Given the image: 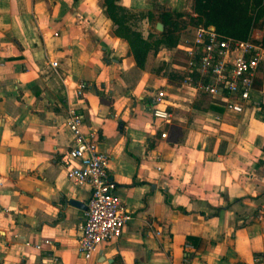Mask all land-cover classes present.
I'll return each mask as SVG.
<instances>
[{"label":"crops","instance_id":"crops-1","mask_svg":"<svg viewBox=\"0 0 264 264\" xmlns=\"http://www.w3.org/2000/svg\"><path fill=\"white\" fill-rule=\"evenodd\" d=\"M114 3L142 14L147 35L148 15L190 12L191 0ZM251 39L262 60L233 114L180 91L164 50L139 69L104 0H0V264H264V25ZM155 89L170 95L169 121L152 119ZM69 108L96 131L131 214L88 260L77 226L89 188L62 164Z\"/></svg>","mask_w":264,"mask_h":264},{"label":"built area","instance_id":"built-area-1","mask_svg":"<svg viewBox=\"0 0 264 264\" xmlns=\"http://www.w3.org/2000/svg\"><path fill=\"white\" fill-rule=\"evenodd\" d=\"M178 47L180 59L172 62V67L181 73L179 90L188 96L204 94L224 111L241 114L251 101L262 60L260 45L251 38L236 39L220 34L212 26L199 25L193 33L183 36ZM51 65L55 67L57 63ZM150 100L152 119L169 121L170 95L155 89ZM66 125L71 134L62 158L67 178L89 188L83 219L77 226V253L88 260L101 244L120 237L131 214L116 193L108 168L110 158L99 149L96 131H84L83 116L72 108L68 109ZM35 247L40 249L41 244Z\"/></svg>","mask_w":264,"mask_h":264},{"label":"trees","instance_id":"trees-1","mask_svg":"<svg viewBox=\"0 0 264 264\" xmlns=\"http://www.w3.org/2000/svg\"><path fill=\"white\" fill-rule=\"evenodd\" d=\"M114 2L104 0L106 13L116 25V34L127 41L129 53L141 70L146 67L149 52L156 54L162 49L177 47L181 42L180 30L188 24L212 26L224 36L242 40L251 38V32L262 29L264 25V0H191L189 13L162 9L154 19L148 15L152 32L143 35L139 28L142 14ZM156 20L163 25L161 32L154 29ZM161 71L168 78L175 74L167 62H161L154 70L156 74Z\"/></svg>","mask_w":264,"mask_h":264},{"label":"rangeland","instance_id":"rangeland-1","mask_svg":"<svg viewBox=\"0 0 264 264\" xmlns=\"http://www.w3.org/2000/svg\"><path fill=\"white\" fill-rule=\"evenodd\" d=\"M187 12L188 11H183V13H187ZM198 26H192L191 24H188L184 29L180 30V35H181L180 39L183 38V36L185 34L193 33L194 29L196 27H198ZM146 27H147L146 25H143V28H144V29H142L143 32H145ZM160 51H161V56H163L162 53H164V51H165L164 57L167 58V59H171L173 62H175L178 59H180V49H179L178 46L173 48L172 50L171 49L170 50L169 49H165L163 51V49H162ZM165 55H167V56H165ZM160 63H161V61H160ZM158 66H159V64H157L156 61H153V62H150V67L149 68L153 69V70H156Z\"/></svg>","mask_w":264,"mask_h":264},{"label":"water","instance_id":"water-1","mask_svg":"<svg viewBox=\"0 0 264 264\" xmlns=\"http://www.w3.org/2000/svg\"><path fill=\"white\" fill-rule=\"evenodd\" d=\"M155 28H156L157 31L161 32V31L163 30V25H162V23L157 22ZM71 203L74 204V205H81V204H78V202H75V201H71ZM81 206H82L83 208L85 207L84 205H81Z\"/></svg>","mask_w":264,"mask_h":264}]
</instances>
